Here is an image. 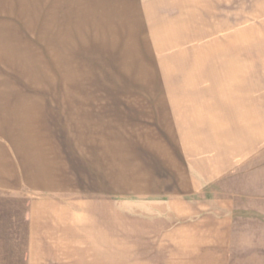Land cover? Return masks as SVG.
I'll return each mask as SVG.
<instances>
[{
	"label": "crops",
	"instance_id": "0c3cea01",
	"mask_svg": "<svg viewBox=\"0 0 264 264\" xmlns=\"http://www.w3.org/2000/svg\"><path fill=\"white\" fill-rule=\"evenodd\" d=\"M147 2L177 4L179 11L208 10L209 17L228 6L231 12L240 11L242 25L251 33L217 38L225 42L224 51H192V57L204 58L198 61V73L205 70L213 79L183 82V91H192L183 103L197 110L186 112L191 130H182L188 132L182 137L198 141L176 150L168 142L146 146L144 153L150 156L140 157L144 166L138 165L135 152L133 227H119L117 240L108 238L110 227H88L84 232L93 240L83 248L91 251L64 256L79 254L84 264H91L89 256L107 264L114 256L117 264H235L238 250L247 248L239 241L247 231L234 215L264 213V197L254 209L247 196L236 201L237 192L223 190L262 148L261 141L256 146L254 141L264 137V0H0V203L16 201L22 213H38L40 195L65 194L68 186H77L72 136L54 129L68 111L76 112L62 107L77 105V100L45 97L50 83L30 82L29 75L94 72L81 69L93 62L91 53L99 49L104 54L99 56H117L111 53L118 50L113 44L125 40L127 26L142 25L143 11L150 10ZM236 15L229 16V25ZM255 24L260 26L257 34ZM233 40L244 43L235 50ZM103 203L86 213H108V203ZM68 246L55 248H77Z\"/></svg>",
	"mask_w": 264,
	"mask_h": 264
},
{
	"label": "rangeland",
	"instance_id": "374dc122",
	"mask_svg": "<svg viewBox=\"0 0 264 264\" xmlns=\"http://www.w3.org/2000/svg\"><path fill=\"white\" fill-rule=\"evenodd\" d=\"M145 5L150 10L143 11L142 25L127 26L125 40L111 43L118 48L111 51L117 56H99L103 54L99 49L91 53L93 62L81 69L94 72L29 75L30 82L50 83L52 90H47L45 97L77 100V105L62 107L76 112L68 111L59 121L61 126L57 122L54 127L56 131L70 133L69 140L76 146L77 153L72 156L77 159V169L72 179L77 186H68L65 194L40 195L43 199L38 201V213H22V205L16 201L10 205L0 203V264H84L79 254H64L91 251L83 248L87 246L86 241L93 240L85 229L110 227L108 238L117 240L119 227L129 229L134 225L135 152H138V165L144 166L140 157L150 156L144 153L146 146L156 147L168 142L176 150L177 146L181 149L183 144L193 146L195 140L198 141L182 137L188 133L182 130H191L186 121V117H191L186 112L197 110V106L183 103L185 97H190L186 94L192 92L183 91V82L195 83L196 77L205 78V82L213 79H208L205 70L200 69L198 73V61L204 58L192 57V51H224L225 42L217 38L229 33L239 37L242 31L251 32L242 25L240 11L231 12L228 6L214 10L213 17H209L211 11H179L177 4L155 2L150 5L147 2ZM235 14L229 25V16ZM258 27L255 24L254 34L259 33ZM236 41L232 44L235 50L244 43ZM29 88L30 93L36 92V87ZM102 99L108 100L109 106L101 104ZM71 112L77 114L71 115ZM166 134L169 137H165ZM257 141H261V152L254 155L252 164L236 179L223 187L224 191L239 194L236 201L238 197L246 201L247 196L254 209L261 207L258 199L264 197V137L255 138V146ZM107 146L109 152L105 150ZM177 155L180 157L179 153ZM176 181L173 182L180 183ZM103 201V204L108 203V213H86L91 205ZM32 209H36L35 204ZM64 209L78 213H56ZM233 220L247 231L239 238L247 248L238 250L235 264H264V213L241 212L235 214ZM66 243L71 248L77 246L76 250L55 248ZM108 259V264H117L115 256ZM87 263L107 264V260L104 263L89 256Z\"/></svg>",
	"mask_w": 264,
	"mask_h": 264
}]
</instances>
